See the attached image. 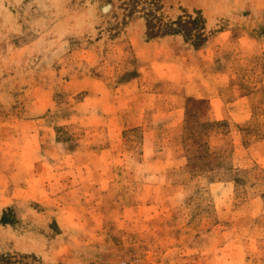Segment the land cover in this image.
Here are the masks:
<instances>
[{
    "label": "rangeland",
    "instance_id": "obj_1",
    "mask_svg": "<svg viewBox=\"0 0 264 264\" xmlns=\"http://www.w3.org/2000/svg\"><path fill=\"white\" fill-rule=\"evenodd\" d=\"M0 264H264V0H0Z\"/></svg>",
    "mask_w": 264,
    "mask_h": 264
},
{
    "label": "trees",
    "instance_id": "obj_2",
    "mask_svg": "<svg viewBox=\"0 0 264 264\" xmlns=\"http://www.w3.org/2000/svg\"><path fill=\"white\" fill-rule=\"evenodd\" d=\"M197 101H199L200 103H202V102H204V100L203 99H200V100H197ZM221 121H213V120H205V123L207 124V125H209V126H214L215 124H219ZM203 135H206L207 136V133H205V134H202L201 136L199 135V137L198 136H195L194 134H193V132L192 131H190L189 132V134H188V136H187V140H189L190 139V141H192V139L194 138V141L193 142H195L196 143V141H197V139L199 138V139H201V138H203ZM189 145L191 146V147H194V145L192 144V142H189ZM193 149V148H192ZM217 157H221V156H219L217 153H215V152H211L210 150H207V151H204V153L203 154H199V155H195V158H200V159H202V160H204V161H206V159H207V162H211L210 160H211V158H217ZM209 159V160H208ZM213 179V178H212ZM13 212V209L12 208H8V209H6L4 212H3V216H2V219H1V222H3V223H15V221L14 220H11L8 216L11 214Z\"/></svg>",
    "mask_w": 264,
    "mask_h": 264
},
{
    "label": "crops",
    "instance_id": "obj_3",
    "mask_svg": "<svg viewBox=\"0 0 264 264\" xmlns=\"http://www.w3.org/2000/svg\"><path fill=\"white\" fill-rule=\"evenodd\" d=\"M217 102H218V101H217ZM218 104H219V103H218ZM218 107H219V110L222 108V106H219V105H218Z\"/></svg>",
    "mask_w": 264,
    "mask_h": 264
}]
</instances>
